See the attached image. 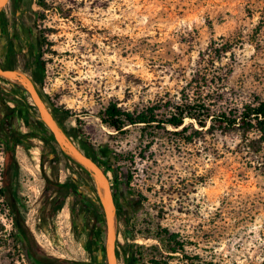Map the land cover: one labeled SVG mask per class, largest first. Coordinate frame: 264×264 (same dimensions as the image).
<instances>
[{
	"label": "rangeland",
	"instance_id": "obj_1",
	"mask_svg": "<svg viewBox=\"0 0 264 264\" xmlns=\"http://www.w3.org/2000/svg\"><path fill=\"white\" fill-rule=\"evenodd\" d=\"M30 2L42 37L41 90L48 107L69 111L73 126L82 122L104 167L114 165L116 174L107 172L111 182L136 200L119 223L118 263L125 264L126 244L138 251L137 264H264V142L258 131H211L208 122L205 129L194 124L196 136L192 130L178 136L171 127L129 126L119 133L100 119L111 102L128 111L180 103L196 71L214 69L212 58L219 86L209 82L204 92L214 114L264 100V0ZM222 47L229 50L218 55ZM14 84L0 77L3 92L13 94ZM3 108L0 102V121ZM15 126L29 131L21 117ZM25 144L16 149L20 174L10 202L26 211L33 254L25 256L1 193L8 176L0 143V264H30L36 256L49 264L91 263L88 230L73 228L74 198L54 212L47 191L49 181L79 179L81 170L62 157L56 161L39 138ZM165 230L178 234V253L166 246Z\"/></svg>",
	"mask_w": 264,
	"mask_h": 264
},
{
	"label": "trees",
	"instance_id": "obj_2",
	"mask_svg": "<svg viewBox=\"0 0 264 264\" xmlns=\"http://www.w3.org/2000/svg\"><path fill=\"white\" fill-rule=\"evenodd\" d=\"M49 0H39V5L45 7L46 2ZM229 49L222 47L216 50L218 55L226 53ZM220 57V56H218ZM211 60L210 67L214 69L202 70L201 68L196 71L192 80L187 84L182 90V98L180 103H175L172 100H168L164 103H158L156 105L146 107L141 111H128L121 108L118 103L111 102L108 106L100 112V119L104 126L122 133L129 126H142L145 128H154L158 130H166L171 127L176 131V135L184 136L189 130L193 131V135H198L199 131L195 130L194 124H197L200 128L205 129L208 122L211 123L209 129L211 131H229L233 129H241L245 131L256 130L260 133V141L264 142V100L256 98L253 103L245 104L243 109L238 112H220L219 114H214L212 109L213 103L208 100V94H205L204 90L211 82L218 84L219 74L216 73L217 66ZM210 62V61H209ZM209 66V65H208ZM207 71V72H206ZM212 73V74H211ZM209 76L211 80H209ZM37 80L40 87L43 85V75L38 73ZM210 82V83H209ZM15 85V84H14ZM222 85V84H221ZM17 86V85H15ZM219 86V84H218ZM219 88V87H218ZM25 92V91H24ZM20 97L28 99L29 95L16 92ZM43 96L47 98L44 94ZM0 102L4 106V111L6 112V119L0 121V143L4 145L5 153V175L8 176V181L5 183L4 191L1 190L3 197L8 202V207L13 215L14 231L17 238L21 242L22 250L27 257L30 259L31 249L28 245V227L26 226V211L23 210L17 202L11 203L13 195H15L16 190L13 189V183L17 184V178L20 174V167L16 159V149L19 146L26 147L25 141L30 137H36L35 129H42L44 136L43 141L51 147L53 153L56 154V161H59V157L70 161L60 150L57 142L55 141L53 135L45 127L42 121L39 120L40 114L37 108L30 104L23 103L21 100L17 99L14 94H7L3 92L0 88ZM14 105V106H12ZM31 110L35 111V114H31ZM53 113L55 118L58 120L60 126L66 132L68 137L77 141L84 150L86 154L93 158L100 166L104 167L103 163L100 161V154L92 149L88 142L85 140L83 134L82 122L77 120V125L73 126L71 124L70 112L66 110H60L53 107ZM12 122L7 125V119ZM18 117H21L28 123V132L26 134L21 133V128L15 126V121ZM186 119L194 121L186 125ZM188 141H192L193 138H185ZM77 165V164H76ZM108 168L104 167L106 172H112L116 174L114 165L107 162ZM79 169H82L85 173L89 174L83 167L77 165ZM84 185L92 194L96 195L94 185L91 182L90 177H82L81 180H76L75 178L69 177L66 181L59 183L58 181H49L47 186V191L49 193L48 199L51 201L50 205L54 212H57L66 205L67 200L70 197L74 198V208L75 213L80 215V218L85 211L81 208V202L78 198L79 189ZM98 201V200H97ZM91 215L88 220H94L96 225L93 228H89L90 224L88 221L82 224L81 221L75 220L74 228L78 231H87L89 233V241L87 243V248L90 253L94 252V247L102 248V242L100 241V236L98 234V228L105 225L103 213L101 207L98 204L89 207ZM79 217V216H78ZM78 218V219H80ZM123 218L119 216V222ZM126 221V220H125ZM86 226V228L82 227ZM104 227V228H105ZM101 231V230H100ZM166 238V246L171 253H178L182 250L183 245L178 244V234H170L168 231H164ZM101 234V233H100ZM97 238V245L94 243V239ZM172 245H176L172 247ZM120 243H117V257L118 260L121 257V253L118 250ZM124 250V255L126 256L125 264H137L138 262V251L133 245H121ZM105 255V254H104ZM35 256V255H34ZM35 261L30 262V264H49L35 257ZM103 264L105 263V258L103 259Z\"/></svg>",
	"mask_w": 264,
	"mask_h": 264
},
{
	"label": "flooded vegetation",
	"instance_id": "obj_3",
	"mask_svg": "<svg viewBox=\"0 0 264 264\" xmlns=\"http://www.w3.org/2000/svg\"><path fill=\"white\" fill-rule=\"evenodd\" d=\"M37 24H38L37 19L33 15V12H32L30 0H7V2L5 3V5L2 7L0 11V69L19 70L20 72L25 74L35 84L36 89L38 90V93L40 94V96L43 98V100L46 103V98L43 96V92L37 80V74L40 73L43 75V70H44V63L41 57L42 37H41V33L38 30ZM15 85L12 86L13 87L12 93L15 95L17 99H19L20 97V95L16 93L17 91H19L20 93L29 95L28 92L21 85L17 83H15ZM31 105L34 106V104H31ZM52 114L55 118L53 111H52ZM9 118L10 120L8 119L6 120L7 125H10V123L12 122V118L11 117ZM3 119H6L5 111H4ZM39 120L41 121V116ZM24 122L26 124L25 120ZM26 126H28V123L26 124ZM35 134H36V138H39L43 141L42 138L44 136V133L42 129L40 128L35 129ZM68 162L77 166L71 160ZM100 167L103 169L105 175L110 181L112 194H113V200H114V204L116 207L118 219H119V216L121 215L123 220H127L130 214L134 211L136 200L132 198L131 199L126 198L120 192V190L117 187H115L114 184L111 182L110 178L108 177V173L105 171L104 167L102 166ZM80 170L81 171L78 173L80 178L76 180H81L82 177L89 176L95 188V184L92 181L93 179L90 176L91 174L87 170L86 171L89 174L85 173L82 169ZM95 191H96V188H95ZM78 198L81 202V205H80L81 208H84L85 211L83 212L80 218V215H77V213H75L74 208H72L71 206L73 228L75 225V220H77V222L78 220L81 221L82 224L88 221L90 224V228H93L96 225V222L94 220L92 221L88 220L89 216L91 215L89 207L95 206V204H98L101 207V210L103 213V207H102L100 198L97 194V191H96V195H94L83 185L81 189H79ZM103 217H104V213H103ZM104 221H105V217H104ZM82 227L86 228V226L84 225H82ZM100 229L101 228H98V234L101 233ZM85 232L87 231L81 230V233H85ZM94 243L97 245L98 243L97 238L94 239ZM28 245L31 249L29 239H28ZM86 249L88 251L87 244H86ZM89 254L92 257V261L89 264H103L104 258L106 262V257L104 255L103 248H96L95 246L94 252L93 253L89 252Z\"/></svg>",
	"mask_w": 264,
	"mask_h": 264
},
{
	"label": "water",
	"instance_id": "obj_4",
	"mask_svg": "<svg viewBox=\"0 0 264 264\" xmlns=\"http://www.w3.org/2000/svg\"><path fill=\"white\" fill-rule=\"evenodd\" d=\"M6 2L7 0H0V11ZM0 77L13 82L16 81L15 83L21 85L28 92L34 106L40 113L41 121L54 136L61 152L72 162L80 165L91 174L105 217L106 239L104 254L106 262L107 264H119L117 257L119 219L113 200L111 184L103 169L92 158L87 156L72 138L68 137L30 78L19 70L3 69H0Z\"/></svg>",
	"mask_w": 264,
	"mask_h": 264
},
{
	"label": "bare ground",
	"instance_id": "obj_5",
	"mask_svg": "<svg viewBox=\"0 0 264 264\" xmlns=\"http://www.w3.org/2000/svg\"><path fill=\"white\" fill-rule=\"evenodd\" d=\"M16 82V81H15ZM91 176V175H90ZM93 181V180H92Z\"/></svg>",
	"mask_w": 264,
	"mask_h": 264
}]
</instances>
